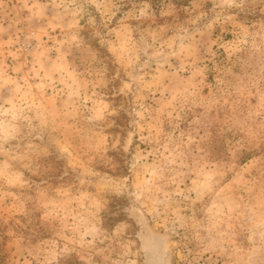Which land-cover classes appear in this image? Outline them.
<instances>
[{
  "label": "rangeland",
  "instance_id": "rangeland-1",
  "mask_svg": "<svg viewBox=\"0 0 264 264\" xmlns=\"http://www.w3.org/2000/svg\"><path fill=\"white\" fill-rule=\"evenodd\" d=\"M154 1L0 0V264H264V0Z\"/></svg>",
  "mask_w": 264,
  "mask_h": 264
},
{
  "label": "water",
  "instance_id": "water-1",
  "mask_svg": "<svg viewBox=\"0 0 264 264\" xmlns=\"http://www.w3.org/2000/svg\"><path fill=\"white\" fill-rule=\"evenodd\" d=\"M141 248L143 250L144 264H169V253L165 249V239L161 235L154 234L145 226H141V234L139 235ZM155 242V249H150V243Z\"/></svg>",
  "mask_w": 264,
  "mask_h": 264
},
{
  "label": "trees",
  "instance_id": "trees-1",
  "mask_svg": "<svg viewBox=\"0 0 264 264\" xmlns=\"http://www.w3.org/2000/svg\"><path fill=\"white\" fill-rule=\"evenodd\" d=\"M151 1V0H150ZM154 2H157V0H155Z\"/></svg>",
  "mask_w": 264,
  "mask_h": 264
}]
</instances>
